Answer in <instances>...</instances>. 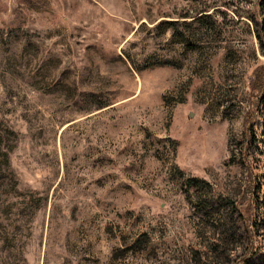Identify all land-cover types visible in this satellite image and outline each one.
I'll list each match as a JSON object with an SVG mask.
<instances>
[{"label": "rangeland", "instance_id": "1", "mask_svg": "<svg viewBox=\"0 0 264 264\" xmlns=\"http://www.w3.org/2000/svg\"><path fill=\"white\" fill-rule=\"evenodd\" d=\"M259 31L264 0H0V264H264Z\"/></svg>", "mask_w": 264, "mask_h": 264}, {"label": "trees", "instance_id": "2", "mask_svg": "<svg viewBox=\"0 0 264 264\" xmlns=\"http://www.w3.org/2000/svg\"><path fill=\"white\" fill-rule=\"evenodd\" d=\"M258 39L260 40V42L263 43V36L261 34V32L259 31L257 34ZM253 88L257 89L258 93L256 95V110H257V114L256 112H253L251 114V116L249 117V121H247L248 124V129H249V134L250 135H255V133L253 132V127H252V123L254 121V119L256 118V115H259L260 117H262L263 119V123H264V65H262L257 72L255 73V78H254V82H253ZM254 140L257 141L256 136H254ZM261 140L262 143L264 145V126H263V130L261 132ZM256 149H260L258 146H256ZM190 183H194L195 185H199V183H202L204 185H206L207 187L210 188L209 183H207L204 180L201 179H191ZM258 201V200H257ZM246 213H249V210H246ZM240 219L242 220L243 223H245L246 225V230L245 233L248 235H252V230H251V225L253 226H258L256 223H252L250 225V221L246 219L245 214L241 213L240 214ZM254 254V252H251L250 256H252ZM243 264H252V260L250 259H244L243 260Z\"/></svg>", "mask_w": 264, "mask_h": 264}, {"label": "water", "instance_id": "3", "mask_svg": "<svg viewBox=\"0 0 264 264\" xmlns=\"http://www.w3.org/2000/svg\"><path fill=\"white\" fill-rule=\"evenodd\" d=\"M192 115V114H191Z\"/></svg>", "mask_w": 264, "mask_h": 264}]
</instances>
